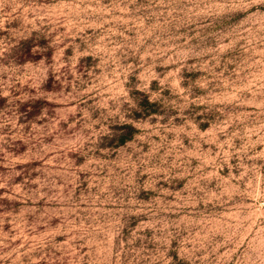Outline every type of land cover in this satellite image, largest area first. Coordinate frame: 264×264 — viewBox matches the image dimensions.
I'll return each mask as SVG.
<instances>
[{"label": "rangeland", "instance_id": "rangeland-1", "mask_svg": "<svg viewBox=\"0 0 264 264\" xmlns=\"http://www.w3.org/2000/svg\"><path fill=\"white\" fill-rule=\"evenodd\" d=\"M0 264H264V0H0Z\"/></svg>", "mask_w": 264, "mask_h": 264}, {"label": "trees", "instance_id": "trees-1", "mask_svg": "<svg viewBox=\"0 0 264 264\" xmlns=\"http://www.w3.org/2000/svg\"><path fill=\"white\" fill-rule=\"evenodd\" d=\"M130 138H131V135H129V136L123 138V139L121 140L120 143L123 144V143H125L127 140H129Z\"/></svg>", "mask_w": 264, "mask_h": 264}]
</instances>
